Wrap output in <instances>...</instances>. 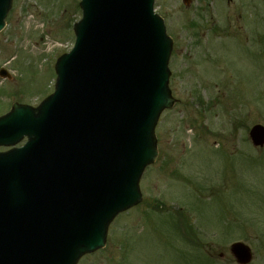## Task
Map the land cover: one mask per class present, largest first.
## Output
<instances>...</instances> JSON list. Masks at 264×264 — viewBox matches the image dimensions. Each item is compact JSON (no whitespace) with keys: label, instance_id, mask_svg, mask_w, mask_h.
Segmentation results:
<instances>
[{"label":"rangeland","instance_id":"374dc122","mask_svg":"<svg viewBox=\"0 0 264 264\" xmlns=\"http://www.w3.org/2000/svg\"><path fill=\"white\" fill-rule=\"evenodd\" d=\"M78 2L12 0L0 32V69L11 77L0 78V115L52 93ZM154 8L174 40L177 103L156 125L159 156L141 178L140 203L111 223L104 249L76 264H235L234 242L251 248L250 264H264V148L248 139L264 126V0H156Z\"/></svg>","mask_w":264,"mask_h":264},{"label":"water","instance_id":"95a60500","mask_svg":"<svg viewBox=\"0 0 264 264\" xmlns=\"http://www.w3.org/2000/svg\"><path fill=\"white\" fill-rule=\"evenodd\" d=\"M10 1L0 0V30ZM153 2L81 0L74 47L55 65V92L0 118V146L27 138L0 153V264H75L140 202L139 179L157 156L154 127L174 102L171 40ZM249 139L263 148L264 127L254 125ZM229 253L236 264L252 261L243 243Z\"/></svg>","mask_w":264,"mask_h":264}]
</instances>
